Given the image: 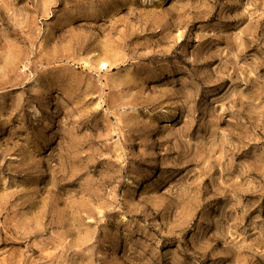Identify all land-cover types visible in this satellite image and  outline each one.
<instances>
[{
    "label": "rangeland",
    "instance_id": "1",
    "mask_svg": "<svg viewBox=\"0 0 264 264\" xmlns=\"http://www.w3.org/2000/svg\"><path fill=\"white\" fill-rule=\"evenodd\" d=\"M0 264H264V0H0Z\"/></svg>",
    "mask_w": 264,
    "mask_h": 264
}]
</instances>
